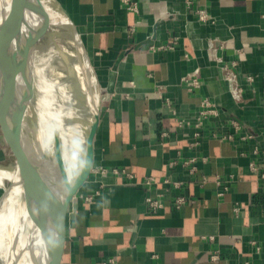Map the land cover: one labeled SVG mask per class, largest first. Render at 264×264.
<instances>
[{
	"label": "crops",
	"instance_id": "obj_1",
	"mask_svg": "<svg viewBox=\"0 0 264 264\" xmlns=\"http://www.w3.org/2000/svg\"><path fill=\"white\" fill-rule=\"evenodd\" d=\"M59 1L102 91L71 264H264V0Z\"/></svg>",
	"mask_w": 264,
	"mask_h": 264
},
{
	"label": "bare ground",
	"instance_id": "obj_2",
	"mask_svg": "<svg viewBox=\"0 0 264 264\" xmlns=\"http://www.w3.org/2000/svg\"><path fill=\"white\" fill-rule=\"evenodd\" d=\"M7 1L0 0V20L8 9ZM30 3L33 23L42 40L33 61V99L30 103L26 98L22 101L21 95H31L32 91L23 82L16 83L13 76L8 87L14 91L9 89L3 103L16 107L22 103L26 107L25 122L29 129L25 134L30 146L33 190L37 202L52 210L61 203L80 169L87 135L98 110L100 89H92L96 76L85 53L71 52L60 44V38L65 36L60 28H68V21L56 0H30ZM9 63L14 67L12 59ZM11 117L13 122L17 120L13 110ZM19 181L17 170L0 167V264H34L29 255H21L29 240L30 226L25 221ZM35 237H39L38 232Z\"/></svg>",
	"mask_w": 264,
	"mask_h": 264
},
{
	"label": "water",
	"instance_id": "obj_3",
	"mask_svg": "<svg viewBox=\"0 0 264 264\" xmlns=\"http://www.w3.org/2000/svg\"><path fill=\"white\" fill-rule=\"evenodd\" d=\"M7 2L8 9L3 16L4 18L0 20V41L4 46V49L1 48L0 50V69L1 66L5 69L4 71L0 70V131L12 158L11 163H7L2 167L11 171L17 170L19 173V182L23 188L25 221L30 226L29 240L21 255H29L34 264H71L70 208L73 199L86 184L94 168L95 137L101 119L102 91L98 82L100 102L91 130L87 135L86 148L78 174L75 176L72 186L62 198L61 203L52 210H46L37 202L33 190L32 174L29 168L30 146L26 143L27 134H25L26 131L28 133L29 129L28 123L25 122L26 107L22 103L19 105L20 107H16L15 104L11 105L9 102H7L8 104L3 103L4 88L10 92L9 89L11 88L8 87L9 85L6 86V83L9 84L10 79L14 78L13 76H15L14 81L16 83L23 82L24 86H29L32 91L31 95H28V93L25 96L21 95L22 101L24 102L25 98L27 103L32 101L35 77L33 61L35 62L36 52L40 49L42 40L38 29L33 23V10L30 0H8ZM56 3L68 21V27L72 30L76 46L87 56L79 32L71 18L60 1L56 0ZM10 59L14 62L12 68L9 63ZM88 62L91 65L89 58ZM10 106H13L12 109ZM10 110L16 113L18 120H15L16 124L11 119ZM18 117L22 118L19 120ZM11 184L12 181H9L8 185L11 186ZM37 232L39 234L38 238L35 237ZM57 239L61 242L59 248H53L50 244L46 245L45 243L48 240ZM36 241L37 243H35Z\"/></svg>",
	"mask_w": 264,
	"mask_h": 264
},
{
	"label": "built area",
	"instance_id": "obj_4",
	"mask_svg": "<svg viewBox=\"0 0 264 264\" xmlns=\"http://www.w3.org/2000/svg\"><path fill=\"white\" fill-rule=\"evenodd\" d=\"M187 2H190L192 0H186ZM123 5L133 11V12H137L139 9V4L137 0H122ZM199 18L202 21H209L210 20V15L208 13V11L206 9H200L199 10ZM238 61L233 60L230 63L225 64V72L227 73V75L229 77H233L235 75V67L237 66ZM198 70H196V72H194V74L197 73ZM194 76V75H193ZM193 84H198L199 81L196 77L192 78ZM218 109L216 107V105L210 101V100H203L201 102V107L199 108V111L197 113V117L195 119V122L191 123V121H182L180 123V125H186V124H193L198 130L195 132V135L198 137L201 135V131L200 129L202 128V126H204L206 120L211 117V116H215L218 115ZM235 125L238 126V124L235 122ZM212 135L214 137H221L222 139H233V135L232 134H223L222 136H220L217 132H213ZM253 169L257 170V166L253 163ZM261 178L264 179V171L261 173ZM147 183H149V181H147ZM225 190H228V185L224 186ZM223 193L221 192L220 195H222ZM180 201H182V199H180ZM148 202H149V206L151 208L152 211H157L161 208L162 203L159 199L154 198V197H149L148 198ZM212 257L214 259H218L219 256L217 255V253L213 254Z\"/></svg>",
	"mask_w": 264,
	"mask_h": 264
},
{
	"label": "rangeland",
	"instance_id": "obj_5",
	"mask_svg": "<svg viewBox=\"0 0 264 264\" xmlns=\"http://www.w3.org/2000/svg\"><path fill=\"white\" fill-rule=\"evenodd\" d=\"M71 28L70 27H68V28H64V27H62V28H60V32L61 33H63L65 36L64 37H61L60 38V44L62 45V46H64L66 49H68L69 51H79L80 52V50H79V47L78 46H76V44H75V40H74V38H73V34H72V30H70ZM70 30V31H69ZM69 34H68V33ZM68 35H67V34ZM67 37V38H66ZM65 41V42H64ZM4 49V46L3 45H1L0 46V49ZM1 71H4L5 69L1 66V69H0ZM1 74V73H0ZM10 84V83H9ZM8 85V83H6V86ZM5 87V86H4ZM5 89V88H4ZM6 91V92H5ZM8 93V91L7 90H4V95H3V99L4 98H6L7 97V94ZM11 119H13L12 117H11ZM14 120V119H13ZM15 124H16V122H15ZM5 158V160H3ZM12 160V158H11V154H10V151H9V149H8V147H7V145H6V143H5V141H4V139H3V137H2V134H1V131H0V167H2L3 165H5V164H7V163H11L10 161ZM0 194H1V189H0Z\"/></svg>",
	"mask_w": 264,
	"mask_h": 264
},
{
	"label": "clouds",
	"instance_id": "obj_6",
	"mask_svg": "<svg viewBox=\"0 0 264 264\" xmlns=\"http://www.w3.org/2000/svg\"><path fill=\"white\" fill-rule=\"evenodd\" d=\"M46 245L50 244L53 248H59L61 246V242L57 240H48L45 242Z\"/></svg>",
	"mask_w": 264,
	"mask_h": 264
}]
</instances>
